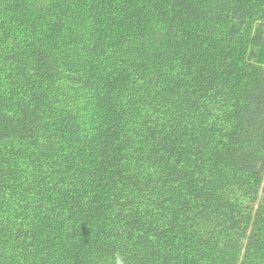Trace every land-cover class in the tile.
<instances>
[{
	"label": "trees",
	"instance_id": "1",
	"mask_svg": "<svg viewBox=\"0 0 264 264\" xmlns=\"http://www.w3.org/2000/svg\"><path fill=\"white\" fill-rule=\"evenodd\" d=\"M0 264H264V0H0Z\"/></svg>",
	"mask_w": 264,
	"mask_h": 264
}]
</instances>
